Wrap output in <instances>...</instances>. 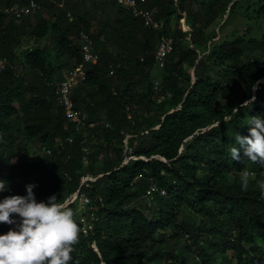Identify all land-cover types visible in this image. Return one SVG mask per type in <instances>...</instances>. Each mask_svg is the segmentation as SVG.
Wrapping results in <instances>:
<instances>
[{
  "label": "trees",
  "instance_id": "trees-1",
  "mask_svg": "<svg viewBox=\"0 0 264 264\" xmlns=\"http://www.w3.org/2000/svg\"><path fill=\"white\" fill-rule=\"evenodd\" d=\"M35 2L16 19L2 9L26 0H0V202L29 184L38 203L77 192L69 264H264V162L229 152L264 118V0H147L159 30L115 0ZM80 34L99 59L72 95L76 133L55 89L82 62ZM162 38L172 51L157 69Z\"/></svg>",
  "mask_w": 264,
  "mask_h": 264
},
{
  "label": "clouds",
  "instance_id": "clouds-1",
  "mask_svg": "<svg viewBox=\"0 0 264 264\" xmlns=\"http://www.w3.org/2000/svg\"><path fill=\"white\" fill-rule=\"evenodd\" d=\"M259 83L252 86L253 91ZM255 99L253 96L245 101L244 106L254 103ZM238 112L239 108H233L232 116ZM236 142L239 147L229 150L233 160L239 161L242 152L252 162H264V118H251L249 135L237 134ZM250 175L254 173L242 172V190H247ZM35 187L26 185V196H10L0 202V224H15L11 219L13 214L21 218L15 230L0 235V264H69L72 260L73 245L80 233L73 209L67 201H58L56 195L50 196L47 203H38L33 192ZM260 188L264 189V182H260ZM6 191V182L0 181V192Z\"/></svg>",
  "mask_w": 264,
  "mask_h": 264
},
{
  "label": "built area",
  "instance_id": "built-area-1",
  "mask_svg": "<svg viewBox=\"0 0 264 264\" xmlns=\"http://www.w3.org/2000/svg\"><path fill=\"white\" fill-rule=\"evenodd\" d=\"M115 2L118 6L127 9L134 18L141 19L146 28L151 30H159L162 28V21L157 18V9L145 7L147 0H115ZM39 10L40 6L35 0H26L24 6L13 5L12 7L2 9V12L5 15L20 19L22 17L31 16ZM179 24L183 31H189V27L186 25L184 18L179 21ZM77 43L80 47L82 62L66 72L63 81L55 89V100L57 105L62 109L67 121L72 125L74 131L79 133L84 126L85 114L76 108L72 95L75 88L86 81L87 74L85 66L96 64L99 59V53L94 49L93 42L85 34H80ZM172 44L173 41L171 38H162L160 40L154 56L155 67L157 69H162L164 67L165 59L172 51ZM6 66V58L2 57L0 54V71H3ZM263 81L264 79L261 80V82ZM68 141L71 142V139ZM155 191H157L156 188L152 186L147 190L146 194L150 195ZM160 193L164 195L163 191ZM76 197L77 195H73L66 201L68 204L72 203ZM79 201L83 205L88 203L87 197L83 194L79 196ZM13 220L15 224L10 225L9 230H15L17 225L21 222V220L18 219Z\"/></svg>",
  "mask_w": 264,
  "mask_h": 264
},
{
  "label": "rangeland",
  "instance_id": "rangeland-1",
  "mask_svg": "<svg viewBox=\"0 0 264 264\" xmlns=\"http://www.w3.org/2000/svg\"><path fill=\"white\" fill-rule=\"evenodd\" d=\"M33 21H34V20H33ZM261 28H262V30L264 31V21L261 23ZM157 76H158L157 72L154 71V72H153V77L155 78V80H158V77H157ZM37 157H38V156L36 155V156L32 157L31 159H33V160L35 159V160H36ZM12 162L15 163V162H16V159H13ZM90 179H92V178H89V177L86 178V180H90ZM81 207H82V206H81Z\"/></svg>",
  "mask_w": 264,
  "mask_h": 264
},
{
  "label": "water",
  "instance_id": "water-1",
  "mask_svg": "<svg viewBox=\"0 0 264 264\" xmlns=\"http://www.w3.org/2000/svg\"><path fill=\"white\" fill-rule=\"evenodd\" d=\"M85 180H86V179H85ZM85 180H84V181H85ZM94 180H95V179H91L90 181H94ZM76 195H77V192L74 194V196H76Z\"/></svg>",
  "mask_w": 264,
  "mask_h": 264
}]
</instances>
